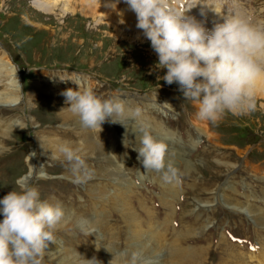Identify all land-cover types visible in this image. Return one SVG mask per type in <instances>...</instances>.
Instances as JSON below:
<instances>
[{"label": "rangeland", "instance_id": "rangeland-1", "mask_svg": "<svg viewBox=\"0 0 264 264\" xmlns=\"http://www.w3.org/2000/svg\"><path fill=\"white\" fill-rule=\"evenodd\" d=\"M112 1L117 0L104 5ZM193 1L184 8L188 6L185 12L195 17L219 8L222 15L234 13L254 24L264 21V0H201L199 13L192 11ZM118 2L126 5L124 0ZM117 9L108 15L101 9L85 11L74 0H0V57L7 54L18 68L25 99L36 101L31 110L24 98L16 107L0 104V122L25 123L10 136L0 134V199L28 175L27 159L36 152L35 163L40 161L49 175L35 174L30 179L28 185L39 191V198L102 218L100 240L72 228L54 233L56 238L49 244L61 242L97 259L105 249L121 245L118 255L134 243L151 247L163 264H264V224L255 219L256 214L264 215V99L255 95V110L227 113L216 123L199 119L196 104L184 98L179 85L162 79L167 69L157 67L158 55L143 31L118 17L124 13ZM78 86L81 91L90 88L102 99L123 94L124 106L133 108V115L124 109L128 113L121 114L124 120L113 116L98 131V144L106 151L109 148L118 167L112 175L106 172L108 164L100 168L106 163L96 157L79 156L91 173L92 178L85 180L76 173L84 176L86 169H76L75 161L38 153L36 134L28 125L31 114L50 136L79 142L75 131L62 126L44 105L53 101L52 96L66 104L61 93ZM142 130L171 149H167L165 165L170 164L175 175L169 172L168 180L163 172L144 169L138 160L133 149L140 147V141L131 137ZM119 171L122 177L115 175ZM78 178L85 182L77 183ZM94 185L103 189L99 198ZM236 204L244 210L235 209ZM133 229L141 230L132 233Z\"/></svg>", "mask_w": 264, "mask_h": 264}, {"label": "clouds", "instance_id": "clouds-1", "mask_svg": "<svg viewBox=\"0 0 264 264\" xmlns=\"http://www.w3.org/2000/svg\"><path fill=\"white\" fill-rule=\"evenodd\" d=\"M124 3L136 14V27L158 55L157 67L167 69L162 79L168 85H179L184 98L196 104L199 119L216 123L227 113L255 110V87L264 79V21L254 24L234 15L209 31L185 11L177 10L172 0ZM61 94L85 127L101 128L106 121L112 122L113 115L124 112L123 101L102 99L90 88H68ZM139 113L136 109V115ZM167 149L166 143L142 130L140 147L133 150L144 169L163 172L168 180L175 169L165 165ZM77 151L68 143L59 146L69 162L75 161L76 169H86L85 180L90 179ZM18 188L0 199V264H42L44 250L54 242L65 212L60 204L41 201L35 187L18 182Z\"/></svg>", "mask_w": 264, "mask_h": 264}, {"label": "bare ground", "instance_id": "bare-ground-1", "mask_svg": "<svg viewBox=\"0 0 264 264\" xmlns=\"http://www.w3.org/2000/svg\"><path fill=\"white\" fill-rule=\"evenodd\" d=\"M77 2V4H79L81 6V8H83V10L88 11V10H94L93 13H97L99 9L105 11L108 15H112L113 12L115 13L116 10H118L117 8H121L120 10L124 13L118 17L123 18L128 24L130 25H137V18H136V14L131 11L127 4L126 5H122L121 3L118 2V0L116 2H111L112 4H110L108 2V5L105 6L104 3L107 0H74ZM105 1V2H104ZM110 1V0H108ZM194 2V1H193ZM188 10V9H187ZM184 10V11H187ZM193 12H200L201 8L196 5L193 7L192 9ZM104 13V12H103ZM104 13V14H106ZM185 15L189 16V17H195V14H187L185 13ZM113 17V16H112ZM114 18V17H113ZM140 30V29H139ZM142 31V30H141ZM8 56L7 54L3 57H0V104L1 106H11V107H16L19 105V102L23 100V98L25 99L24 95H23V85L22 82L20 80V75L18 72V68H16V66L9 60L7 59ZM19 75V76H18ZM80 79V78H79ZM39 87V85H38ZM46 89V88H45ZM49 90V89H48ZM37 91V90H36ZM34 93V92H33ZM255 95L257 97H259L260 99H264V79L260 80L257 82L256 87H255ZM52 96V95H51ZM50 96V97H51ZM121 96H125V95H117L115 97V99H119L121 100ZM32 97V96H31ZM46 97V96H45ZM126 97V96H125ZM127 98V97H126ZM125 99V98H124ZM26 103L25 105L28 106V110H31L32 107H36V101H33L31 98L27 97L26 99ZM47 100V99H46ZM52 100L50 102L45 103L44 105L47 106L48 108L52 109V112L56 115V119H58V121H60V123L62 124V126H66L68 127V129H72L74 130V134L76 136H78L79 138V142H75V140H72L69 138L68 141H64L66 138L63 139V137H56V136H50L51 133H47V130L42 128L43 126L41 125V122L39 121L38 118H36L35 115L31 114L29 116L30 119H28L29 122V126L32 128L33 133L36 134V145L38 148V153L39 155L42 154L46 157L49 158H54V159H66L64 157L63 154H61L59 152V146L61 144L64 143H68L74 150H78L77 151V155L78 156H83V157H96L97 159H99V161H103L106 164L105 165H100V168L106 167L107 164V168L106 171L107 174L112 175V173H114L115 171L118 170V167L114 164V162L111 160V156H112V152L109 150V148L107 149V151L105 150L106 148H104L103 146H101L100 144H98L97 142V135H98V131L99 128H94L93 131H91V128L89 127H85L83 126L80 117L71 111L70 108L66 107V104L56 100V98L54 96H52ZM148 101H150L151 99H147ZM135 101V100H133ZM140 101V100H139ZM141 102V101H140ZM146 104H148V102L142 101ZM130 104V103H129ZM132 106V105H131ZM135 106V105H134ZM145 106V104H144ZM151 106V104H150ZM164 108L166 110H170L171 107L170 105H168L167 103H165ZM25 108V107H24ZM131 108V107H130ZM128 106H124V109L126 111H128L129 114H132L133 112V108L132 110L130 109ZM135 108V107H134ZM136 109V108H135ZM9 110V109H8ZM149 110V107L147 108V111ZM160 110V108H159ZM125 112V111H124ZM162 113L165 114L166 111H163V108L161 110ZM127 112H125V114H128ZM124 113H122V115H125ZM133 115V114H132ZM114 117H118L119 119L124 118L121 117V114L119 115H113ZM141 116V115H140ZM144 118H146V120H148L147 116H144ZM124 120V119H122ZM120 122V121H119ZM13 124V125H12ZM132 124V123H131ZM104 125H108L107 122L104 123ZM22 126H25V123L23 122V120H17L13 123H9V121L5 122H0V134L4 135V136H10V132L13 129H17L20 128ZM27 126V125H26ZM128 126V125H126ZM67 129V128H66ZM58 130V129H57ZM63 130V129H61ZM132 131H134V126L130 129ZM16 131V130H15ZM18 131V130H17ZM20 131V130H19ZM53 131V130H52ZM126 131V130H125ZM131 131V132H132ZM69 133V131H68ZM137 133V132H136ZM134 133H132L133 135ZM57 135V134H56ZM124 135V134H123ZM142 134H138L137 136H133L131 138L136 139L137 141H140V136ZM1 138V137H0ZM129 138V137H127ZM9 139V138H8ZM118 138L116 136L115 138V142L117 141ZM161 142H163V140H160ZM136 142V141H135ZM138 143V142H137ZM136 143V144H137ZM165 143V142H164ZM1 146V145H0ZM168 150H171L170 148H168ZM36 153V152H35ZM34 152L28 157L27 159V163H28V175L23 176V179L20 180V183H24V184H29L30 179L33 175L37 174L38 176H49L44 170L41 169L42 165L40 164V161H37V163H35L34 158L35 154ZM172 156V155H170ZM41 158V157H40ZM57 160V161H58ZM54 161V160H53ZM171 161V160H170ZM167 162V161H166ZM174 162V161H173ZM98 163V162H97ZM169 163V162H168ZM179 163V162H178ZM88 164V163H87ZM175 164V163H174ZM188 164V163H187ZM70 166V165H69ZM66 167V166H65ZM64 167V168H65ZM92 167V166H91ZM227 167V166H226ZM68 168V167H67ZM66 168V169H67ZM110 168H114L112 170H110ZM178 168V167H177ZM193 168V167H192ZM194 170V169H193ZM99 172V174L103 175L102 171H97ZM198 172V171H197ZM69 173V172H68ZM78 176L80 177H84L82 172L79 171L76 173ZM106 174V173H105ZM172 174V173H171ZM222 174V172H221ZM36 175V176H37ZM51 175V174H50ZM120 177H122V173L119 171L117 172V174ZM189 175V174H188ZM70 176V175H69ZM68 176V178H69ZM64 177V176H63ZM74 177V176H73ZM170 177V174H169ZM92 178V177H91ZM113 178V177H112ZM33 179V178H32ZM64 179V178H63ZM96 179V178H95ZM99 179V178H98ZM68 180V179H67ZM108 180V179H107ZM93 185V184H92ZM90 185V186H92ZM88 186V185H87ZM17 189H13V190H19L18 185L15 186ZM94 187H96V185H94ZM13 188V187H12ZM91 188V187H90ZM9 193V191H7ZM11 192V190H10ZM90 192V190L88 191ZM95 196H97V198L101 197V195L103 194V189H99L98 187H96L93 190ZM105 192V191H104ZM93 195V194H92ZM113 195V194H112ZM106 196V195H105ZM115 196V195H114ZM106 198V197H105ZM104 198V199H105ZM111 198V197H110ZM40 199V198H39ZM50 199V198H49ZM96 199V198H94ZM116 199V198H114ZM120 198H118L119 200ZM43 202H46V200L40 199ZM113 200V199H112ZM224 200L226 201H231L230 198H228L227 196H224ZM51 201V200H50ZM63 201V200H62ZM64 202V201H63ZM101 202V201H99ZM104 202V201H103ZM115 202V201H114ZM123 202V199L122 201ZM225 202V201H224ZM127 203V202H126ZM116 204V205H115ZM123 204V203H122ZM125 204V203H124ZM61 205V204H60ZM113 205L117 206V203H113ZM119 205V204H118ZM62 206V205H61ZM123 206V205H122ZM126 206V205H125ZM235 209H241L244 210V207L242 205H232ZM120 207V206H119ZM124 207V206H123ZM64 212H65V216L64 219L62 220V222L60 223V225H58L57 230L54 233H58L59 231H66L68 229H72L75 228V230L77 231V229H79V231H83L86 233H89L95 240H100L99 236L101 235L99 227L100 224L102 223V218H98L97 216H91L87 213H82V212H76L75 211H70L66 208H64L62 206ZM117 208V207H116ZM121 208V207H120ZM72 209V210H73ZM128 209V208H127ZM125 210V209H124ZM121 211V210H120ZM119 211V212H120ZM123 214V213H121ZM120 214V215H121ZM126 214V212L124 213ZM122 216V215H121ZM128 216V214L126 215ZM124 217V216H123ZM132 217V216H130ZM129 218V217H128ZM124 219V218H123ZM255 219L258 220L259 223H261V225L264 224V215L262 214H256ZM129 220V219H128ZM134 220V219H133ZM0 221L1 218H0ZM124 221V220H123ZM127 223V222H126ZM132 223V222H131ZM134 223V222H133ZM137 224V223H136ZM139 225V224H138ZM137 225V226H138ZM137 226L135 227V229L137 228ZM140 226V225H139ZM129 227V226H128ZM130 228V227H129ZM135 229L132 230V233H139L138 229L135 232H133ZM68 232V231H66ZM70 232V230H69ZM77 233V232H76ZM79 233V232H78ZM143 233V232H141ZM69 234V233H68ZM74 234V233H73ZM80 234V233H79ZM78 234V236H79ZM71 235V234H70ZM88 235V234H87ZM134 235V234H133ZM139 235V234H136ZM135 235V236H136ZM148 235V234H147ZM72 236V235H71ZM102 236V235H101ZM140 237H142V234L139 235ZM152 236V234H151ZM137 237V236H136ZM135 237V239H136ZM56 238V237H55ZM89 238V237H88ZM103 238V237H102ZM128 238L131 239V237L128 235ZM127 238V240H129ZM158 238V237H157ZM156 238V240H157ZM92 239V238H90ZM147 239V237L145 238ZM153 239L155 240V238L153 237ZM61 240V239H60ZM65 240V238H64ZM93 240V239H92ZM93 240V241H95ZM103 240V239H102ZM134 240V239H133ZM59 241V240H58ZM144 241V239H143ZM150 241V239L148 240ZM152 241V240H151ZM97 242V241H96ZM131 242V241H128ZM135 242V241H134ZM140 242V241H139ZM142 242V241H141ZM157 242H159L157 240ZM51 243V242H50ZM64 243H66L64 241ZM79 243V242H78ZM127 243V242H126ZM136 243V242H135ZM148 243V242H147ZM146 243V244H147ZM154 243V242H153ZM70 244V243H69ZM98 244V243H96ZM149 244V243H148ZM147 244V245H148ZM101 245V244H100ZM110 245V244H109ZM108 245V246H109ZM69 246V245H68ZM121 246V245H120ZM118 246V247H120ZM144 246V245H143ZM134 243L129 244L128 250H124L122 251L120 254L118 253L117 255V251L116 249L118 247H116V249L114 250L115 247H111V249H105L107 250L106 253H104V255L102 256V258L97 259V257L92 261V264H110V262L112 261V264H163L160 261V254H158L156 251H153L151 247L147 246V247H143ZM158 247V246H157ZM160 247V246H159ZM158 247V248H159ZM78 248V247H77ZM100 248V247H99ZM106 248V247H105ZM164 248V247H163ZM104 249V248H103ZM162 249V248H161ZM123 250V249H122ZM44 257H43V262L42 264H87V261H90L93 259L92 256L89 255V253L87 254L86 252L84 253H80L78 250L74 249L73 247L69 246V247H64L61 242H56V243H52L49 244L48 243V247L44 250ZM83 251V250H82ZM177 251V250H176ZM186 252V251H185ZM184 252V253H185ZM181 253V252H179ZM175 254V253H174ZM178 254V252H177ZM175 254V255H177ZM183 254V251L182 253ZM187 254V252H186ZM190 255H192L191 253H189ZM188 254V255H189ZM185 255V254H184ZM183 255V256H184ZM189 255V256H190ZM173 257H175L174 255H172ZM171 256V257H172ZM179 256V255H177ZM176 256V257H177ZM188 256V257H189ZM172 257V258H173ZM186 257V256H185ZM181 255L179 258L176 259H180ZM187 258V257H186ZM163 259V258H161ZM189 259V258H188ZM203 259V258H202ZM204 260V259H203ZM163 261V260H162ZM230 261V260H229ZM173 262V261H172ZM171 262V263H172ZM185 262V261H183ZM196 262V260H195ZM185 263H189V262H185ZM184 264V263H183ZM228 264V263H227Z\"/></svg>", "mask_w": 264, "mask_h": 264}]
</instances>
